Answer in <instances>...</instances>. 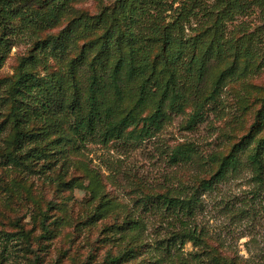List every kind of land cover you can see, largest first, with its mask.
Here are the masks:
<instances>
[{"label":"rangeland","instance_id":"1","mask_svg":"<svg viewBox=\"0 0 264 264\" xmlns=\"http://www.w3.org/2000/svg\"><path fill=\"white\" fill-rule=\"evenodd\" d=\"M205 2L219 7L217 0ZM238 2L241 7L223 26L241 58L237 74L217 89L215 82L233 59L212 63L202 80H190L185 69L172 78L161 73L158 36L147 27L136 29V47L144 46L155 66L146 75L148 89L158 101V79L171 83L183 106L169 110L150 136L137 137L141 123L128 129L137 135L104 143L75 135L73 117L62 109L49 119L44 96L49 85L61 83L66 103L75 86L83 100L106 33L93 18L110 16L117 0H71L50 24L44 18L52 5L45 0H10L6 8L0 1V38L9 44L0 65V264H264V155L261 173L248 160L264 139V13L257 0ZM149 14L159 27L170 21L165 13ZM206 20L193 19L187 34L193 36L188 28ZM50 38L56 47L41 49ZM83 52L84 65L72 79L70 68ZM31 56L36 64L26 71L44 85L17 98L25 119L21 130L34 135L17 144L10 92L23 72L21 63ZM100 59L105 65L98 75L110 92L109 72L118 55ZM141 83L135 80L130 93L125 89L118 111L126 114L134 107ZM155 109L154 104L140 109L138 118ZM250 132L254 141L240 154V168L204 190L202 183ZM179 149L188 160L174 162ZM195 193L197 209L190 217L175 218L156 201L159 195L189 199Z\"/></svg>","mask_w":264,"mask_h":264},{"label":"trees","instance_id":"2","mask_svg":"<svg viewBox=\"0 0 264 264\" xmlns=\"http://www.w3.org/2000/svg\"><path fill=\"white\" fill-rule=\"evenodd\" d=\"M6 8L10 6V0H0ZM71 0H45V4H51L52 8L44 20L46 23H56L68 2ZM118 5L110 16L101 15L93 18V24H102L106 27L104 41L100 47V53L94 58L91 64V74L86 79L87 93L82 99L80 87L75 86V92L66 103L61 83L49 85L47 89L46 100L50 103L49 119L54 117L55 110H63L73 117L74 124L72 129L79 138L99 137L104 143L114 140H121L129 135H137L136 129L128 132L131 127H137L142 123V128L137 137L150 136L152 130H159L163 121L167 118L168 111H179L182 108L181 100L183 98L171 83L160 84L158 79V89L161 99L157 101V95L148 89L150 78H146L148 70L155 68L151 64L147 51L144 46L136 47L138 44V33L136 29L143 30L149 28L151 34L160 41L162 53L157 58L162 59L161 73L170 74L172 78L177 77L178 69H185L190 80H202L209 73L212 63L225 62L233 59L229 68L222 71L215 82V89L219 88L223 82L237 74L236 60L241 58L237 46L232 44V40L226 39L223 22L231 18L233 11L241 7L238 0H217L218 8H211L205 0H117ZM258 5L264 13V0H257ZM154 10L160 15L165 13L170 21L165 26L159 27L156 22L151 20V11ZM200 15L206 17V22L202 26L188 28L193 36L187 34V25H190L193 19ZM149 16V17H148ZM111 21L108 24V21ZM150 24V25H148ZM142 36L145 34H141ZM56 44V39L45 40L40 46L46 49L50 44ZM48 44V45H47ZM54 44L53 47H56ZM8 42L0 38V65L5 59ZM122 45L128 47L127 51L122 50ZM115 47V50H113ZM109 53L117 54L118 59L113 64L109 72L110 92H107L103 85V76L98 75V68L105 65L101 55ZM86 52L74 61L70 68L69 75L72 79L77 78L82 66L86 60ZM98 63L96 65V62ZM34 56L29 57L21 63L22 74L14 83L10 92V100L13 104L15 143L22 144L34 135L21 130L22 123H25L20 112L18 96L24 95L25 91L33 93L39 92L44 85L43 79L38 78L31 72L26 71L29 65L36 64ZM25 70V71H24ZM190 73V74H189ZM142 79L140 85L139 97L136 104L126 114L118 111L119 104L126 98L127 88L129 93L133 91L134 81ZM195 80V79H194ZM196 82V81H195ZM48 83H50L48 81ZM175 85L173 81V86ZM138 91V88H137ZM136 91V92H137ZM150 104L156 105L155 112L148 117L138 118L137 113L140 109ZM48 105V104H47ZM67 105L66 107H64ZM49 108V107H48ZM198 115V113H197ZM261 118L264 119V117ZM239 145L237 144L233 151L225 157L217 172L210 180L202 183L204 190H211L213 187L225 180L230 172H235L240 168V154L250 149L254 136L251 132L244 137ZM248 155L251 164L262 170V158L264 155V139L260 140ZM31 156L35 157L32 153ZM174 162H183L189 157L184 150L179 149L173 156ZM17 162V160H15ZM19 163V162H17ZM196 193L189 199L169 196L167 194L156 197L158 205H161L173 217H190L194 215L197 209ZM188 236V234H186ZM185 235V236H186ZM192 240V236L188 237Z\"/></svg>","mask_w":264,"mask_h":264}]
</instances>
